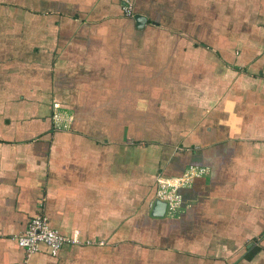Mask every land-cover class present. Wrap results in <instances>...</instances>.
Masks as SVG:
<instances>
[{"label": "crops", "instance_id": "1", "mask_svg": "<svg viewBox=\"0 0 264 264\" xmlns=\"http://www.w3.org/2000/svg\"><path fill=\"white\" fill-rule=\"evenodd\" d=\"M120 1L0 0V264H264V0Z\"/></svg>", "mask_w": 264, "mask_h": 264}, {"label": "built area", "instance_id": "2", "mask_svg": "<svg viewBox=\"0 0 264 264\" xmlns=\"http://www.w3.org/2000/svg\"><path fill=\"white\" fill-rule=\"evenodd\" d=\"M120 4L123 13L130 15L132 12L131 2L121 0ZM190 177L191 173L188 171H182L177 175H158L156 177L154 196L164 201L165 211L168 214H173L179 209L181 197L178 190L188 182ZM14 238L17 244L22 247L25 256L36 251L40 243L45 244L51 254H55L63 243L75 240L74 237H67L49 226L45 216L40 213L33 215L24 229L15 234Z\"/></svg>", "mask_w": 264, "mask_h": 264}, {"label": "water", "instance_id": "3", "mask_svg": "<svg viewBox=\"0 0 264 264\" xmlns=\"http://www.w3.org/2000/svg\"><path fill=\"white\" fill-rule=\"evenodd\" d=\"M164 209H165L164 201H161L157 198H154V200L152 202L151 213L154 215H163Z\"/></svg>", "mask_w": 264, "mask_h": 264}]
</instances>
